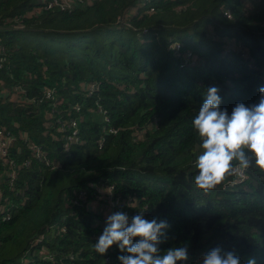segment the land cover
<instances>
[{
	"label": "trees",
	"instance_id": "1",
	"mask_svg": "<svg viewBox=\"0 0 264 264\" xmlns=\"http://www.w3.org/2000/svg\"><path fill=\"white\" fill-rule=\"evenodd\" d=\"M38 1L0 0V129L16 172L0 159V264H120L117 245L94 249L116 212L166 221L161 253L188 246L177 264L216 247L264 264V171L199 189L192 127L210 87L229 115L258 103L264 0Z\"/></svg>",
	"mask_w": 264,
	"mask_h": 264
},
{
	"label": "clouds",
	"instance_id": "2",
	"mask_svg": "<svg viewBox=\"0 0 264 264\" xmlns=\"http://www.w3.org/2000/svg\"><path fill=\"white\" fill-rule=\"evenodd\" d=\"M215 86L207 89L202 105L192 120V127L201 138V153L195 161L198 173L196 186L204 191L214 189L228 177L249 167L264 171V87L259 88V101L252 105L238 102L229 115L220 107L222 98ZM166 221L145 219L143 213L129 220L126 213L109 215L98 241L96 253L103 256L114 244L125 255L120 264H177L188 259L186 244L161 253L160 245L168 240ZM202 264H241L234 251L216 247L202 257ZM247 264H257L249 258Z\"/></svg>",
	"mask_w": 264,
	"mask_h": 264
},
{
	"label": "built area",
	"instance_id": "3",
	"mask_svg": "<svg viewBox=\"0 0 264 264\" xmlns=\"http://www.w3.org/2000/svg\"><path fill=\"white\" fill-rule=\"evenodd\" d=\"M40 6L44 10H51L53 8H57L60 11L72 10L74 7L79 6L82 0H39ZM152 10V9H150ZM50 96L49 91H46L45 97L48 98ZM103 113V112H102ZM71 129V133L67 138L68 142H76L77 141V131L75 128V121H71L69 123ZM15 138L9 132H5L4 130L0 129V159L3 163H7L9 166V178L14 179L16 172H15V164L14 162L8 160V151L11 148ZM27 165V162L24 163V166ZM236 178H243L244 172L236 173L232 175Z\"/></svg>",
	"mask_w": 264,
	"mask_h": 264
},
{
	"label": "rangeland",
	"instance_id": "4",
	"mask_svg": "<svg viewBox=\"0 0 264 264\" xmlns=\"http://www.w3.org/2000/svg\"><path fill=\"white\" fill-rule=\"evenodd\" d=\"M87 2H90V0H82V2L80 3V5H79V8H81V7H85V6H87ZM250 6H252V4H253V6L252 7H250V10H254V8H257V7H259V1L258 0H253V3L252 2H249L248 3ZM153 10H150L149 9V12H152ZM227 16H228V14H226ZM226 16V17H227ZM104 201H106V198L104 197V196H97L96 197V199H94L93 200V202H92V205L95 207V208H97L96 207V205H97V202H104ZM113 214V213H112ZM108 217V216H107ZM106 217V218H107Z\"/></svg>",
	"mask_w": 264,
	"mask_h": 264
}]
</instances>
